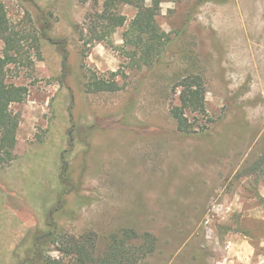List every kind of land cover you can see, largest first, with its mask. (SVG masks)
<instances>
[{
	"label": "rangeland",
	"instance_id": "1",
	"mask_svg": "<svg viewBox=\"0 0 264 264\" xmlns=\"http://www.w3.org/2000/svg\"><path fill=\"white\" fill-rule=\"evenodd\" d=\"M103 1L0 0L24 56L7 76L19 125L13 160L0 148V264H36L35 234L55 232L45 254L61 259L67 238L90 236L97 257L124 230L139 264H264V0H161L169 37L148 65L122 47L134 6L89 41ZM111 72L119 90L86 91ZM187 74L207 112L186 111L190 134L170 114Z\"/></svg>",
	"mask_w": 264,
	"mask_h": 264
},
{
	"label": "trees",
	"instance_id": "2",
	"mask_svg": "<svg viewBox=\"0 0 264 264\" xmlns=\"http://www.w3.org/2000/svg\"><path fill=\"white\" fill-rule=\"evenodd\" d=\"M86 1V0H84ZM97 0H94V3ZM149 1V4H147ZM161 0H104L102 9L97 12V17L105 21L104 33L97 34L90 29L91 38L89 41H101L105 36L112 33L116 28L124 25L126 17L117 12L120 4L131 5L137 8V12L130 21L127 29L122 34L123 48L125 53L133 62H141L144 65L150 64L155 57V53L162 48L168 40V34L164 32L156 21V11ZM0 40L3 42V51L0 53V148L5 154L4 159L13 160V150L16 145V133L19 120L10 109V93L8 89L7 76L9 65L16 64L24 59L21 39L17 37L13 28L10 27L2 5L0 4ZM90 43V42H88ZM22 58V59H21ZM27 61H30L29 56ZM109 79L90 77L85 83L86 91H117L120 89L118 81L114 78V72L110 73ZM176 87H180L178 99L180 108H172L170 114L177 122V128L184 134L196 133L188 130V119L186 111L206 115L204 86L202 78L197 74H187L182 77ZM111 237L102 255H93L92 238L81 236L65 239L60 248L64 258L52 259L45 254L46 247L54 241L55 232L47 234H35L33 236L32 247L25 257L26 261L36 264H139L137 254L140 251L143 256L148 252L143 247L132 248L127 242L130 233L122 231ZM152 240V241H151ZM147 242L154 244L148 234L142 237L143 246ZM138 249V250H137ZM145 253V254H144Z\"/></svg>",
	"mask_w": 264,
	"mask_h": 264
}]
</instances>
